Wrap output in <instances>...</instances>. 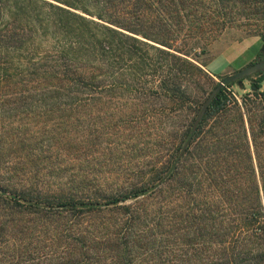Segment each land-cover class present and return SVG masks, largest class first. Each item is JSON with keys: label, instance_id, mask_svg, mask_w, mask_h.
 <instances>
[{"label": "trees", "instance_id": "16d2710c", "mask_svg": "<svg viewBox=\"0 0 264 264\" xmlns=\"http://www.w3.org/2000/svg\"><path fill=\"white\" fill-rule=\"evenodd\" d=\"M253 2L264 6V0H0V122L19 117L67 124L78 118L82 104H96L102 90L160 96L163 110L186 103L189 95L178 86L176 73L204 74L176 46L180 37L202 32L213 19L230 21L233 11ZM34 34L52 46L50 51L35 49L42 41L28 43ZM173 61L176 67L170 66ZM255 76L221 88L181 156L195 117L165 165L154 167L141 186L102 201L49 197V191L38 190L33 173L45 167L57 170L53 174L63 171L56 166L59 152L51 149L52 141L50 148L43 147L41 137L44 133L50 141V128L46 132L45 124L36 135L28 123L0 125V202L8 205L0 226V264H264V108L258 111L264 74ZM243 81L261 99L260 106L246 109V101L235 100L231 88H243ZM214 87L202 93L198 110ZM79 183L71 181L73 187ZM165 185L176 190L178 204L164 239L160 221H153L146 234L147 223L140 218L147 213H129L127 207L112 232L95 235L79 225L82 216L115 210ZM55 190L60 193L58 185ZM22 210L42 219V225L64 213L76 214L77 220L60 241H49V232L40 238L34 223L24 228L16 223L13 214ZM8 225L9 241L3 238ZM165 238L182 239L192 254L171 261L163 250ZM50 242L62 248L60 255H48Z\"/></svg>", "mask_w": 264, "mask_h": 264}, {"label": "rangeland", "instance_id": "374dc122", "mask_svg": "<svg viewBox=\"0 0 264 264\" xmlns=\"http://www.w3.org/2000/svg\"><path fill=\"white\" fill-rule=\"evenodd\" d=\"M263 7L254 2L247 6H240L237 12L233 11L228 16L227 19L233 15L230 21L213 19L209 22L210 26L204 25L202 32L194 31L189 37H180L182 41L176 46L186 54L188 60L196 63L204 74L199 75L196 71H190L183 76L179 72L176 73V76L180 77L176 79L178 86L189 95L188 102L175 104L177 106L168 104L172 106V109L167 106L169 108L163 110L164 100L160 96L137 97L135 93L123 95L120 89H114L109 93L102 90L96 104L81 105L77 119L75 117L67 124L63 120L45 122V131L47 132L50 128L48 134L50 141L43 133L41 137L43 147L50 148L47 144L52 141L54 147L51 146V149L54 148L55 152H59L56 166H62L60 170L63 171L53 174L57 170H49L45 167L46 170L40 171L41 174H32L31 182L43 193L49 191L47 193L49 197L57 195L60 197L64 194L69 197L75 196L77 199L101 201L103 196L112 194L113 197H117L141 186L142 181L150 178L152 169L165 165L170 153L176 149L182 133L200 110L197 105L198 100L202 99V93L210 89V86H216L223 78L259 60L257 54L264 43ZM38 41H42L41 49L35 47L38 52L45 54L50 51L52 46H49L40 35H32L28 43L36 44ZM175 54L180 56L178 53ZM175 64L173 61L170 66ZM207 64L208 67H206ZM174 74L172 72V75ZM211 74H217L218 77ZM254 78L257 79L256 76ZM242 86L243 88L237 86L231 88L235 100L239 104L246 101V109L253 105L260 106L258 101L261 99H255L249 82L243 81ZM260 93H264V81L261 84ZM260 103L263 106L259 107L258 111L264 108V102ZM21 110L25 112L24 107ZM17 121L28 123L26 128L33 129L32 132L36 131V135L45 125L43 120L27 121L19 120V117L6 118L5 121L0 122V125L9 124L8 127L14 128ZM72 125L76 128L70 129V127L74 128ZM64 127H66L65 130H63ZM157 158L160 162L156 164ZM71 181L80 183L73 187ZM56 185L60 193L56 192ZM159 189L157 187L151 196L146 195L144 199L139 197L121 203L115 210L82 216L83 220L79 225L95 230L97 233L95 235L104 234L105 231L112 232L123 222L126 215H122V208L127 207L129 213H147L146 217L140 218V223H147L146 234L149 233V227L153 225V221H160L161 235L164 239L168 230L163 232V229L172 226L171 218L173 213L175 214L174 210L178 202L176 190H171L167 185ZM7 206L0 202V226L3 225L4 217L7 215L5 213ZM13 217L17 224L21 221L19 224L22 227L34 223L39 228L40 238H44V232L48 231L46 235L49 241L53 238L59 239V235H63L67 225L74 219L77 220L76 214L70 217V214L64 213L59 217L50 216L47 220H43L46 223L42 225V219H38L25 210H22L20 215L13 214ZM7 228L8 233H5L3 238L9 241L12 236L9 225ZM50 228H55L57 232L49 230ZM5 247L10 248L8 245ZM46 248L48 255L55 251V255H60L62 251V248L51 247V242L50 247ZM163 250L171 261H178L192 254L191 248L183 243L182 239L175 243L165 238ZM209 252L210 250H207V254L203 252L202 256H207Z\"/></svg>", "mask_w": 264, "mask_h": 264}, {"label": "water", "instance_id": "95a60500", "mask_svg": "<svg viewBox=\"0 0 264 264\" xmlns=\"http://www.w3.org/2000/svg\"><path fill=\"white\" fill-rule=\"evenodd\" d=\"M260 53H264V43L262 45ZM258 73L264 74V60L261 62L252 64L251 66L246 67V68L236 72L233 75H230V76L223 78L221 80V82H219L214 87V89L210 92V94L205 99L204 103L202 104V106H201V108H200V110H199V112H198V114H197V116H196V118L192 124L190 136H189L188 140L186 141V143L184 144L182 151L180 153V156L183 154V152L185 151V149L189 145L191 138H192L197 126L199 125V123H200L201 119L203 118V116L205 115L208 107L210 106L211 102L215 99L217 93L221 90V88L230 84V83L251 77V76L258 74Z\"/></svg>", "mask_w": 264, "mask_h": 264}, {"label": "flooded vegetation", "instance_id": "af4514ba", "mask_svg": "<svg viewBox=\"0 0 264 264\" xmlns=\"http://www.w3.org/2000/svg\"><path fill=\"white\" fill-rule=\"evenodd\" d=\"M263 60H264V53H261L259 56V60L256 63L261 62Z\"/></svg>", "mask_w": 264, "mask_h": 264}, {"label": "crops", "instance_id": "0c3cea01", "mask_svg": "<svg viewBox=\"0 0 264 264\" xmlns=\"http://www.w3.org/2000/svg\"><path fill=\"white\" fill-rule=\"evenodd\" d=\"M209 63H210V62H209ZM209 63H208V64H209ZM207 67H208V66H207ZM222 72H223V71H222ZM222 72H221V73H222ZM212 75H213V74H212ZM214 75H215V74H214ZM216 75H217V74H216ZM217 76H218V75H217Z\"/></svg>", "mask_w": 264, "mask_h": 264}]
</instances>
